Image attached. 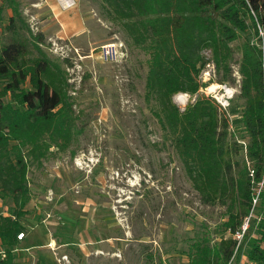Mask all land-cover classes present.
<instances>
[{"label": "rangeland", "instance_id": "1", "mask_svg": "<svg viewBox=\"0 0 264 264\" xmlns=\"http://www.w3.org/2000/svg\"><path fill=\"white\" fill-rule=\"evenodd\" d=\"M16 1L30 30L43 34L40 47L67 66L78 133L67 150L52 147L39 162L28 160L31 199L20 221L29 234L17 235L11 247L15 264H189L195 243L212 246L229 237L227 205L202 202L147 96L150 49L131 42L103 0H75L70 9L57 0ZM12 15L0 0V48L13 38L6 28ZM246 21V33L231 43L227 68H216L211 51H203L201 73L208 69L214 84L236 89L233 118L246 103L243 44L264 51L262 32ZM107 45L125 56L106 60ZM198 96L206 95L186 94L175 103L183 110ZM227 140L232 161L241 164L244 155ZM14 210L0 191V214Z\"/></svg>", "mask_w": 264, "mask_h": 264}, {"label": "trees", "instance_id": "2", "mask_svg": "<svg viewBox=\"0 0 264 264\" xmlns=\"http://www.w3.org/2000/svg\"><path fill=\"white\" fill-rule=\"evenodd\" d=\"M13 15L6 28L11 42L0 48V191L12 199L14 214H0V264H15L11 249L24 233L20 217L31 199L28 160L40 161L52 147L69 148L78 133L67 66L40 47L44 36L34 34L16 0H6ZM111 19L123 22L131 42L150 49L147 96L157 106L161 127L174 141L193 187L203 203L227 205L226 231L235 232L251 207L252 178L264 174V51L245 42L239 73L246 103L234 119L239 135L248 138L247 159L234 162L228 130L216 103L198 96L181 110L173 94L196 95L204 84L203 51L209 49L216 68L232 57L231 43L248 30L246 18L264 39V0H103ZM31 46V47H30ZM67 61V60H66ZM8 99V100H6ZM231 109V112L237 111ZM243 154V152H242ZM244 155V154H243ZM237 167V168H236ZM264 212V211H263ZM227 233V232H226ZM232 264H264V217L252 224ZM236 242L224 236L214 245L195 243L189 264H230ZM246 259L245 261L242 258ZM245 262V263H243Z\"/></svg>", "mask_w": 264, "mask_h": 264}, {"label": "built area", "instance_id": "3", "mask_svg": "<svg viewBox=\"0 0 264 264\" xmlns=\"http://www.w3.org/2000/svg\"><path fill=\"white\" fill-rule=\"evenodd\" d=\"M61 8L70 9L75 5V0H57ZM103 55L106 60L115 61L119 59V56H125V51L117 49L115 45H107L103 48ZM200 80L204 84L200 91L211 98L219 108L220 113L227 118L229 127L228 130L231 134H234L235 140L238 145L242 148V152L247 159L248 151V138L241 137L239 132L234 125V119L232 116V100L235 97L236 89L224 84H214L210 70H204L200 75ZM210 82L209 84H206ZM206 84V85H205ZM263 116H264V95H263ZM250 177L252 178V193H251V207L249 214L243 219L240 227L235 232L228 231L229 237L236 242L235 254L233 255L230 264L235 261L236 254L244 249L245 238L252 226V224H259L261 219L264 217V174L261 179L255 181L254 171L250 170ZM19 238L24 237V233H20ZM244 246V247H243ZM4 258L5 253L0 252ZM244 258V257H243ZM63 259H67L65 256Z\"/></svg>", "mask_w": 264, "mask_h": 264}, {"label": "bare ground", "instance_id": "4", "mask_svg": "<svg viewBox=\"0 0 264 264\" xmlns=\"http://www.w3.org/2000/svg\"><path fill=\"white\" fill-rule=\"evenodd\" d=\"M188 95V94H187ZM186 95H181L176 98L177 103H183L185 100Z\"/></svg>", "mask_w": 264, "mask_h": 264}, {"label": "clouds", "instance_id": "5", "mask_svg": "<svg viewBox=\"0 0 264 264\" xmlns=\"http://www.w3.org/2000/svg\"><path fill=\"white\" fill-rule=\"evenodd\" d=\"M181 95H186V94H185V93H182V92L174 93V94H173V97H172L173 102L175 103V102H176V98H177L178 96H181Z\"/></svg>", "mask_w": 264, "mask_h": 264}, {"label": "crops", "instance_id": "6", "mask_svg": "<svg viewBox=\"0 0 264 264\" xmlns=\"http://www.w3.org/2000/svg\"><path fill=\"white\" fill-rule=\"evenodd\" d=\"M24 233H25V235H26V234H29V233H27L26 231H25ZM19 234H20V233H19ZM19 234H18V235H19ZM25 235H24V236H25ZM245 260H246V259H245ZM245 260L243 259V261H245Z\"/></svg>", "mask_w": 264, "mask_h": 264}]
</instances>
